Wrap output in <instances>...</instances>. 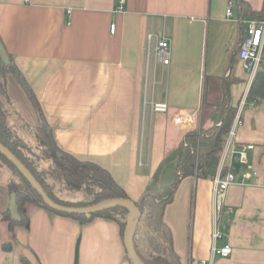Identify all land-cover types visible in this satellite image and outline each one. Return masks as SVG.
I'll list each match as a JSON object with an SVG mask.
<instances>
[{
  "label": "crops",
  "instance_id": "1",
  "mask_svg": "<svg viewBox=\"0 0 264 264\" xmlns=\"http://www.w3.org/2000/svg\"><path fill=\"white\" fill-rule=\"evenodd\" d=\"M229 1L233 18L225 16ZM245 1L253 11L264 9V0ZM235 6V0H0V40L34 91L57 145L106 169L138 203L165 155L188 131L211 124L201 123L200 115L205 102L222 99L221 81L234 77L229 103L236 108L249 90L238 58L248 18L238 19ZM160 37L169 44L167 64L154 54ZM9 74L0 61L5 95ZM0 101L8 125L36 141L30 130L37 115L35 124L21 121L19 109L15 118ZM159 101L167 103L165 112L152 110L151 102ZM183 112L193 115L190 123L174 121ZM240 115L235 142L253 148L244 163L228 152L222 165L249 176L246 184L228 187L216 224L208 178L181 177L161 214L182 264L209 256L215 226L223 235L216 245L229 244L231 253L213 264H264V101L246 98ZM10 178L0 162V233L13 235L0 264H131L112 220L75 219L26 204L25 223H9L2 214ZM174 180L175 162L167 161L158 187Z\"/></svg>",
  "mask_w": 264,
  "mask_h": 264
},
{
  "label": "trees",
  "instance_id": "2",
  "mask_svg": "<svg viewBox=\"0 0 264 264\" xmlns=\"http://www.w3.org/2000/svg\"><path fill=\"white\" fill-rule=\"evenodd\" d=\"M235 5L238 19L264 15V9L259 12L253 11L245 0H235ZM9 58L8 65L2 64V71L11 73L15 77L37 115V125L30 130L36 139L34 145L36 151H33L30 143L8 125V110L1 101L0 142L24 164L48 196L61 205L87 206L107 198H127L123 188L113 180L106 169L92 161L80 160L57 145L52 128L43 114L34 91L20 73L12 57ZM234 80L230 75L221 81L222 99L212 105L205 102L200 115L201 123L207 120L211 124L206 128L200 127L188 131L179 146L165 155L139 201L141 214L137 221L133 244L137 255L145 264H182L173 248L170 230L162 221L161 214L181 177L195 176L208 179L214 177L236 112V106L229 103V84ZM247 100L264 101V70L257 71L248 90ZM57 152L60 156H57ZM167 161L175 162V180L170 185L159 188L157 181L160 168ZM0 162L11 173L6 189L9 195L15 193L16 196L20 215L19 221L12 219L16 224L22 225L26 221L27 216L22 211L23 204H32L75 219L90 220L94 217H102L112 220L118 224L120 235L123 236L127 212L125 208L117 206L104 209L92 213L89 218L84 214H68L53 210L43 203L38 193L1 154ZM228 169L222 166L221 173L224 174ZM57 185L61 187H58V190H82L83 198L75 201L63 199L56 193ZM6 213L9 217V211Z\"/></svg>",
  "mask_w": 264,
  "mask_h": 264
},
{
  "label": "built area",
  "instance_id": "3",
  "mask_svg": "<svg viewBox=\"0 0 264 264\" xmlns=\"http://www.w3.org/2000/svg\"><path fill=\"white\" fill-rule=\"evenodd\" d=\"M26 2L29 0H25ZM120 8V7H119ZM225 16L227 18H233V2L229 1ZM110 30H114V24L110 25ZM152 38L151 34L147 35V41L150 42ZM155 57L164 64L169 61V44L166 38L160 37L157 39L154 48ZM264 15L262 17L248 18L245 21L244 35L239 43L238 57L243 62L244 70L247 74V85L250 88L252 80L254 79L259 66L264 63ZM247 91L242 95L236 108V112L231 124V127L227 133L226 140L223 146V151L220 156L219 165L217 167L212 182V207L214 212V219L216 224V217L218 211H220L225 200V194L228 187L232 184H246V178L249 173L246 171L235 172L231 168L224 174L221 173L222 163L225 160L226 154L229 152L235 155L240 163L246 161V152L253 148L252 144H237L235 142L236 128L240 123L241 110L245 105L247 98ZM167 103L163 101L151 102V108L155 112H165L167 110ZM193 120V115L188 112L179 113L175 116L174 121L178 124H188ZM253 175L257 174V171L253 170ZM264 186V180H263ZM213 243L211 245L210 254L206 259L199 261V264H213L216 257H227L231 253V247L229 244L222 246L216 245V240L222 238V233L216 228L212 231Z\"/></svg>",
  "mask_w": 264,
  "mask_h": 264
},
{
  "label": "water",
  "instance_id": "4",
  "mask_svg": "<svg viewBox=\"0 0 264 264\" xmlns=\"http://www.w3.org/2000/svg\"><path fill=\"white\" fill-rule=\"evenodd\" d=\"M0 61L4 65H8L10 63L9 54L5 50L1 40H0ZM0 154L4 156L26 179V181L30 184L32 189H34L38 195L41 197L43 203L53 210H57L59 212H64L68 214L79 213L84 214L87 218H89L92 213L113 208V207H123L126 209L125 216V227L123 231V243L126 249L128 258L131 264H145L141 261L137 252L135 251L133 238L136 230L137 221L141 214V206L140 202L135 203L129 198H107L96 203L87 205V206H67L61 205L55 201H53L48 194L44 191L42 186L37 182L31 172L24 166V164L5 146L0 142ZM57 156H60V153L57 152ZM8 211L11 219L19 221L20 215L18 210V205L16 203L15 193H11L9 195L8 202ZM10 245L6 244L4 246L5 249H10Z\"/></svg>",
  "mask_w": 264,
  "mask_h": 264
},
{
  "label": "rangeland",
  "instance_id": "5",
  "mask_svg": "<svg viewBox=\"0 0 264 264\" xmlns=\"http://www.w3.org/2000/svg\"><path fill=\"white\" fill-rule=\"evenodd\" d=\"M5 85H6V88H7V91H6L7 95H5V93L0 92V97H2L6 101V104H7V106H9V110L13 114V116L16 118L15 109H19V112H20L19 114L22 115V117L25 118V119H20L21 121L25 120L26 122H28L30 124H33V123L35 124V122H36V117H35L36 112H35L34 108L32 106H30V104L28 103L27 99L25 98L23 90L21 89V86L19 85V83L16 81V79L11 74L6 76ZM7 97H8V99H7ZM25 132L26 131H24V132L21 131V132H19V135L21 133L23 135V138L28 143H30L29 145H31L33 151H36V148L34 147L35 141L34 140L32 141V137L29 135V133L28 132L25 133ZM44 164H45V162H44ZM166 169H168V168H166ZM58 187L61 188L60 185H57L56 189H55L56 193L60 196L61 192H65L62 195L63 198H74L75 199L77 197V195L79 197L83 198V195H82L83 191L82 190H79V191L58 190ZM2 190L3 189L0 188L1 192H2ZM79 192H81V193H79ZM7 202H8V198H7ZM24 205H26V204H23V206ZM7 207H8V204L6 203V205L3 207V214L2 215L5 218H7V221L9 223H11L13 225H18L15 222H13V220L11 219L10 216L8 217L6 215L7 214L6 211L8 212ZM22 211L25 214V211H24L23 207H22ZM12 236L13 235H12V232L10 230L6 231L5 235H1V233H0V254H2V252L6 251V250H4L5 249L4 246L6 244L11 245L9 243V240H12Z\"/></svg>",
  "mask_w": 264,
  "mask_h": 264
}]
</instances>
